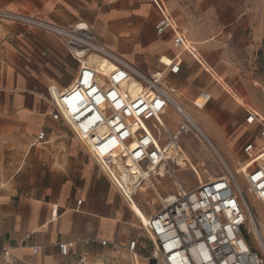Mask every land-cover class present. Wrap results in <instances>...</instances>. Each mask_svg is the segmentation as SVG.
<instances>
[{
  "label": "crops",
  "instance_id": "0c3cea01",
  "mask_svg": "<svg viewBox=\"0 0 264 264\" xmlns=\"http://www.w3.org/2000/svg\"><path fill=\"white\" fill-rule=\"evenodd\" d=\"M161 1L177 27L184 26L189 38L201 42L215 35L214 27L196 23L197 0ZM0 10L35 16L64 27L84 24L109 52L148 73L162 72L163 58H177L180 72L176 76L165 75V81L175 89L176 84L184 83L181 90L194 99L191 106L209 127L220 132L224 140L219 113L234 114L236 124L242 120L232 101L221 97L218 84L208 89L199 82L195 64L207 63L197 45L193 46L200 54L201 64L173 46L170 32L160 37L155 34L160 15L151 0H0ZM88 62L95 64L90 59ZM78 69V63L54 37L42 32L27 33L20 25L0 21V175L6 176L14 168L16 176L14 182L8 180L0 188V264H79V259L85 264H155L150 259L148 237L127 200L104 177L86 150L78 142L85 152L69 141L65 132L69 130L51 119L47 87L67 90ZM218 74L226 86L235 87V80L228 73L219 70ZM242 91L239 93L249 105L243 108L238 131L229 137L232 143L224 140L231 148L246 133L254 138L257 132L256 126L244 123L246 111L264 117L261 102ZM201 93L209 100L196 109L194 104ZM170 113L175 115L168 110L161 121L173 132L176 124L171 128L167 122ZM40 132L46 135L41 145L44 151L31 152V144ZM262 140H256L255 145H264L256 144ZM246 142L240 144L241 149ZM206 150L198 142L197 150L186 153L196 164L207 157ZM42 168L46 172H41ZM126 178L121 176L122 183ZM136 196L132 200L139 211L145 217L151 215ZM93 240L97 242L88 243ZM133 241L135 261L126 250ZM62 243L71 244L65 256L58 249ZM33 247L37 248L36 254L31 251ZM5 252L8 257H4Z\"/></svg>",
  "mask_w": 264,
  "mask_h": 264
},
{
  "label": "built area",
  "instance_id": "2783aa9c",
  "mask_svg": "<svg viewBox=\"0 0 264 264\" xmlns=\"http://www.w3.org/2000/svg\"><path fill=\"white\" fill-rule=\"evenodd\" d=\"M151 2L160 15L154 27L155 34L160 37L170 32L173 46L200 63L198 50L186 40L163 2ZM0 21L20 25L27 33L42 32L54 37L78 63L71 87L65 91L55 86L46 89L52 107L51 119L69 130L125 199L119 183L121 176L127 175L132 168L136 172L131 175L134 177L131 199L141 192L144 183L153 191L157 178L167 175L172 179L174 196L165 197L163 201L155 196L161 206L159 211L146 217L145 224L138 220L151 244L150 259L155 264H264V229L260 228L247 199V196L253 197L264 213V159L261 157L264 148L255 145L256 140L264 139L263 116L246 111L244 123L256 126L257 132L241 149L248 163L256 159L259 163L240 175H233L222 166L221 176L202 184L194 175L197 186L185 191L181 185V188L175 185L179 139L191 135L213 155L215 152L194 120L180 109L176 89L165 81V75L176 76L180 72L177 58L167 60L168 63L160 61L163 71L152 74L109 52L84 24L64 27L35 16L3 10H0ZM91 57H99L104 65L89 64ZM132 81L141 88L134 98L128 90ZM208 100L209 96L203 106ZM168 110L178 118L173 132L161 121ZM45 141V133L40 132L31 148ZM169 150L177 155H168ZM139 173L147 177L144 179ZM237 176H241V182ZM2 185L0 180V188ZM250 235L258 249L250 243ZM99 244L105 246L106 243L100 241ZM70 247L71 244H59L60 254L65 256ZM134 247L133 241L126 249L133 261L136 260ZM31 251L36 254L37 248ZM8 255L4 253V257ZM78 262L85 264L83 259Z\"/></svg>",
  "mask_w": 264,
  "mask_h": 264
},
{
  "label": "rangeland",
  "instance_id": "374dc122",
  "mask_svg": "<svg viewBox=\"0 0 264 264\" xmlns=\"http://www.w3.org/2000/svg\"><path fill=\"white\" fill-rule=\"evenodd\" d=\"M197 3L198 18L196 23L198 26L202 27H214L215 35L213 33L210 39L196 42L189 38L188 32L184 33L185 30L182 24H179V28L186 35L187 41H192L197 44L205 42L203 45L206 46L197 45L202 58L207 63V65L203 63L202 66L197 63L195 64L198 71L199 82L208 89L217 84L221 87V97L232 101L239 117H242V120L238 124H241L243 121V108L249 105V103L243 99V95L239 93L240 89L243 90L242 92H244L248 98L256 99L261 102L263 105V112H260L264 115V0H197ZM186 57L190 61H193L188 56ZM209 68L211 70H209ZM219 70L220 72L228 73L229 76L235 80V87L226 86L227 83H225L218 74ZM142 71L146 72L144 70ZM183 84V82H180L175 85L176 91L178 92L177 97L179 98V104L185 110L187 109L186 111L203 131H208L209 135L213 137L217 147L221 151L222 158L226 161L230 169L234 171L238 168L236 164L248 162V159L241 154L240 144H242L244 140L246 142L253 139L252 135H250L251 133H246L241 141L234 142L232 148L230 144L226 145L224 140L226 143H232L229 137L235 134L239 129L238 124L234 121V114L219 113V127L224 131L223 140L222 134L209 127L206 119L202 117L200 112L196 111L191 106L194 99L190 98L181 90ZM237 101L242 103H238ZM167 122L172 128V126L177 123L176 116L170 113L167 116ZM206 125L208 127H206ZM216 125L218 126L217 123ZM65 132L69 137V141L73 144L75 143L78 149L84 151L77 144L72 134L67 130ZM185 137H187V139H185ZM179 142L181 148L187 153H191V150H197L198 142L191 135L182 136ZM261 143H264V140L256 144L259 145ZM201 145L205 147L203 144ZM41 147L42 146H37V149L32 148L31 152L44 151ZM206 149L207 157L200 158L198 163H196L201 170L200 174L203 181L221 176L224 170L217 157L213 155L208 148ZM40 171L46 172V169L42 168ZM204 171L205 173H203ZM176 173L177 179L182 189L185 191L191 190L197 186L196 178L190 171L177 170ZM15 177V169L12 168V171L6 176L0 175V180L1 183L4 184L8 180L14 182L16 179ZM36 178L40 179L39 176ZM43 179L45 180L46 176H44ZM237 179L241 182V176H237ZM157 181H159L160 186H157ZM154 188L161 198L170 195L173 196V192L175 191L172 179L167 175L157 178L154 183ZM136 194V199L141 202L142 206H147L149 214L152 215L159 211L161 206L153 191L146 190ZM247 199L253 211L256 213L257 219L264 225V213L262 209L253 197L247 196ZM249 237V241L253 248L258 249L254 237L251 235Z\"/></svg>",
  "mask_w": 264,
  "mask_h": 264
},
{
  "label": "bare ground",
  "instance_id": "6f19581e",
  "mask_svg": "<svg viewBox=\"0 0 264 264\" xmlns=\"http://www.w3.org/2000/svg\"><path fill=\"white\" fill-rule=\"evenodd\" d=\"M184 33H187L186 31H184ZM211 41V40H210ZM190 44H193V45H203L205 42H202V43H199V44H197V43H195V42H192V41H188ZM90 61H92V62H94L95 64H97V65H99V66H103L104 65V63H103V61H101V59L99 58V57H91L90 58ZM162 62L163 63H168V61H167V59H165V58H163L162 59ZM89 63V62H88ZM90 64V63H89ZM140 86H139V84L136 82V81H132L131 82V84L129 85V88H128V90H129V93H130V95H131V97H135V96H137L138 95V93L140 92ZM206 97H207V95H203V96H199L198 97V99H197V101L195 102V104H194V106L195 105H197V106H199V107H202L203 106V103H204V101L206 100ZM238 103H240V101H237ZM241 105V104H240ZM180 106V105H179ZM180 109L184 112V113H186L187 115H189L190 116V114L183 108V107H181L180 106ZM200 111V110H199ZM191 117V116H190ZM192 118V117H191ZM193 119V118H192ZM194 120V119H193ZM194 122H195V120H194ZM164 123V122H163ZM162 123V124H163ZM196 123V122H195ZM197 124V123H196ZM197 128L200 130V132L207 138V141L210 143V145L214 148V152H215V155H216V157H217V159L221 162V165L223 166V167H226L233 175H240L241 173H246L247 172V170L250 168V167H252V166H254V164L255 163H259V159H256V160H254L252 163H248V162H246V163H244V164H241V167L240 168H237L236 170H231L230 169V167L227 165V163H226V161L222 158V156H221V153H220V151H219V149L213 144V142H212V138L208 135V132L207 131H203L202 129H201V127L197 124ZM258 147V146H257ZM259 147H262V148H264V145H262V146H259ZM258 147V148H259ZM171 153L172 154H174L175 152H171L170 150H169V152H168V155H171ZM176 153H178V158H176L175 159V162L177 163V166H178V168H179V170H188V171H190L191 173H193L194 175H196L198 178H199V180H200V183L202 184V183H204V181L202 180V178H201V174H200V172H201V170L199 169V167L195 164V163H193L192 162V160L188 157V155H187V153L181 148V146L180 145H178V147H177V152ZM261 157L264 159V151L263 152H261ZM174 155H177V154H174ZM173 155V156H174ZM236 167H237V164H236ZM135 172H136V169L135 168H132L131 170H130V172L126 175V182H124V183H122V182H120L119 183V186L121 187V189H122V191L124 192V195L127 197L126 199H127V205H129V207H130V209L133 211V213L135 214V216L138 218V220L141 222V223H143V224H145L146 223V221H147V219H146V217H145V215H144V213L142 212V214H141V212L139 211V209H138V207H137V205L135 204V202L131 199V194H132V185H133V179H134V177L133 176H131V175H134L135 174ZM203 173H205V171L203 172ZM140 175H142L143 177H144V179L147 177V176H145V174L144 173H139ZM144 174V175H143ZM219 177V176H218ZM176 178V177H175ZM216 178V177H215ZM212 179V178H211ZM213 179H214V177H213ZM175 185H177V186H179L180 187V182L178 181V179H176V183H175ZM126 186H127V189H126ZM182 187V186H181ZM180 187V188H181ZM148 188V183H144L143 185H141V189H140V191H142V190H145V189H147ZM153 189V192H154V194H155V196L159 199V200H161V201H163V198H161L160 196H159V194H158V192L155 190V188L153 187L152 188ZM182 189V188H181ZM180 189V190H181ZM148 190V189H147ZM121 194V193H120ZM174 196V195H173ZM172 195H170V196H166V198H168V199H171L172 197H173ZM258 222H259V226H260V228L263 230L264 229V225L260 222V220H258ZM254 233H255V235H256V231H255V229H254Z\"/></svg>",
  "mask_w": 264,
  "mask_h": 264
}]
</instances>
